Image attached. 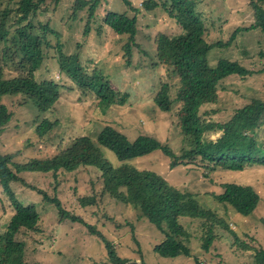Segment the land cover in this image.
<instances>
[{
	"label": "rangeland",
	"instance_id": "obj_1",
	"mask_svg": "<svg viewBox=\"0 0 264 264\" xmlns=\"http://www.w3.org/2000/svg\"><path fill=\"white\" fill-rule=\"evenodd\" d=\"M97 1L92 20H89L88 8L71 19L68 8L73 0H59L55 10L47 0V12L38 17L43 23L49 19L54 34L48 35L52 47L35 77L40 81L54 79L64 87L54 114L46 115L58 122L47 140L56 145L62 137L60 146L68 145L79 136L95 141L103 128L112 127L130 141L146 135L180 155L189 145L175 122L176 110L164 113L154 99L160 83L167 82V70L157 62L155 37L159 33L177 34L180 28L160 9L146 12L141 6L144 0H130L136 12L127 9L121 0ZM16 2L19 0H0V14L5 8H14ZM248 2L200 1L198 10L203 14L206 40L210 43L224 41L236 27L249 25L253 17L247 8ZM107 11L137 18L134 42L138 46H132L128 57L123 50L127 37L115 35L103 23ZM86 25L88 32H85ZM56 44H60L65 55L79 54L91 72L103 75L117 93L127 96L125 104H100L90 92L84 94L71 82L61 80ZM3 48L0 44V61ZM219 59L238 61L249 69L262 71L246 79L231 76L219 86V103L206 109L214 111L210 115L213 121L225 122L236 110L249 104L251 98L264 101V39L257 32L240 34L230 48L214 49L208 55L210 66H215ZM13 74L10 66L4 69L6 78ZM21 101L20 97H5L1 102L12 113V118L0 132V149L15 154L17 162L25 163L29 160L23 145L27 137L32 138L34 145L38 144L32 136L36 111L31 104L20 106ZM257 116H246L237 128L264 145V112ZM206 136L216 140L220 132H210ZM104 152L108 160L117 165L114 155L106 149ZM43 153L48 154L47 150ZM169 162L163 153L154 151L129 164L138 170L153 171L179 191L196 195L203 208L214 211L222 221L228 222L234 233L215 226L212 231L216 236L205 250L202 245L207 235L206 223L198 219L180 220L184 232L182 240L190 255L163 257L154 252L153 247L163 240L164 233L140 217L120 196H102L103 185L97 169L63 172L57 184L50 174H20L28 186L37 187L49 198L56 197L67 216L61 220L54 205L43 202L42 197L28 187L14 185L16 196L23 203L33 202L40 217L36 225H21L13 232L14 242H20L25 248V264H264L255 258L257 252L264 256V167L250 166L239 172L210 171L192 165L170 169ZM228 183L249 186L258 194L259 203L252 214L242 216L213 200L211 195L222 193L223 185ZM0 200V230L4 232L10 211L8 206L6 209L2 206L6 200L1 191ZM72 217L76 221H72Z\"/></svg>",
	"mask_w": 264,
	"mask_h": 264
},
{
	"label": "trees",
	"instance_id": "obj_2",
	"mask_svg": "<svg viewBox=\"0 0 264 264\" xmlns=\"http://www.w3.org/2000/svg\"><path fill=\"white\" fill-rule=\"evenodd\" d=\"M200 1L144 0L141 3L146 12L162 10L180 28L179 33L174 35L159 33L154 41L158 65L167 70V82L160 83L154 99L160 111L172 113L176 110L175 122L189 145L180 155L146 135L130 141L112 127L103 128L95 141L87 136H79L68 145L60 146L58 144L63 140L61 137L53 145L47 137L58 126V122L46 115L54 114L64 87L54 79L40 81L35 77V73L45 63L47 51L52 47L47 39L49 34H54L49 19L44 23L38 20L41 13L47 12V0H19L14 8L1 11L0 44L4 48L0 61V132L12 118V113L1 103L3 98L20 97V106L27 103L35 108L32 136L38 144L34 145L32 138L27 137L23 145L29 160L25 163L17 162L15 154L0 149V191L6 200L2 206L5 209L8 206L10 211L5 231L0 230V264L26 263L25 248L20 242H14L13 232L21 225H36L40 218L33 202L25 201V204L16 196L15 184L36 192L43 202L56 207L61 220L67 219L56 197L49 198L37 187L28 186L20 174H50L57 184L63 172H73L80 168L97 169L103 185L102 196H120L140 217L146 218L164 233L163 240L153 247L154 252L163 257L190 255L182 240L184 232L180 220L198 219L206 223L207 235L202 245L205 250L216 236L212 231L215 226L234 233L228 222L222 221L214 211L203 208L196 195L179 191L153 171L138 170L129 164V161L159 151L169 158L170 169L192 165L210 171L219 169L239 172L250 166L264 167V145L251 134L237 128L239 121L246 116H260L264 112V101L251 98L249 104L236 110L232 118L225 122L213 121L210 115L214 111L206 109L219 103V86L225 79L231 76L246 79L262 72L227 59H219L215 66H210L208 55L214 49L230 48L243 33L257 32L264 39V0H249L247 8L252 12L253 21L247 26L236 27L226 40L215 43L206 40L203 14L198 10ZM58 2L50 0L53 10ZM121 2L127 9L137 11L130 0ZM98 3L97 0H73L68 8L71 19L74 20L78 12L88 8V17L92 20ZM103 23L115 35L127 37L123 50L127 57L131 55L132 46H138L134 42L137 18L129 17L126 13L107 11ZM87 27L85 32H88ZM56 48L59 52L57 66L61 80L71 82L84 94L90 92L100 104H125L127 96L117 93L103 75L91 72L79 54H63L60 44H56ZM9 66L14 74L6 78L4 69ZM171 80L175 83L171 84ZM210 132H220V136L211 140L206 136ZM104 149L114 155L117 165L108 160ZM45 150L47 155L43 153ZM211 197L242 216L252 214L259 203V196L253 188L236 183L223 185L222 193L212 194ZM71 220L76 221V218L72 217ZM255 258L264 261V256L258 252Z\"/></svg>",
	"mask_w": 264,
	"mask_h": 264
}]
</instances>
